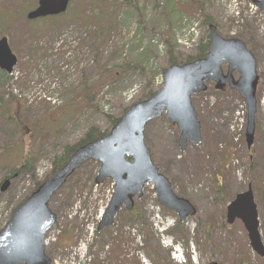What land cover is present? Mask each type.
<instances>
[{
    "label": "rangeland",
    "instance_id": "obj_1",
    "mask_svg": "<svg viewBox=\"0 0 264 264\" xmlns=\"http://www.w3.org/2000/svg\"><path fill=\"white\" fill-rule=\"evenodd\" d=\"M87 1L78 0L74 9L81 14ZM111 1L113 20L96 41L98 36L93 38L70 16L28 23L24 16L39 0H0L2 13L16 16L10 22L0 21V38H10L19 59L10 84L0 88V99L9 112L5 117L0 112V184L7 174L32 159L35 180L42 181L52 170L51 157L63 145L78 142L90 125L105 127V115L121 116L145 88L159 90L162 75L157 71L168 50L161 36L174 37L175 51L184 56L194 54L205 36L203 14L194 11L195 2L204 6L203 12L213 18L222 37H241L252 45L258 73L264 74V14L253 5L258 0L243 1L239 12L219 0H132L130 5L127 0ZM24 9V15L18 16V10ZM86 88L89 92L77 99ZM262 94L260 91L258 100ZM226 95L209 84L207 92L192 99L202 124L203 142L189 146L183 154L180 132L165 116L146 129L145 142L154 163L174 183L176 194L198 208L195 217L180 228L179 217L157 202L154 187L149 185L143 198L135 202L144 224L130 226L118 218L108 229L110 239L102 250V241L94 235L113 183L106 181L97 187L94 181L100 165L89 162L50 203L58 215L46 240V252L53 263L264 264V258L253 252L243 224H227L228 205L223 208L215 192L218 177L227 189L226 201L253 189L264 244V128L256 131L252 150L261 162L250 178L245 136L239 139L243 104ZM73 99L77 100L71 107ZM70 113L72 118L64 120ZM14 174L17 177L7 191H0V230L12 209L33 188L28 176ZM177 249L180 252H175Z\"/></svg>",
    "mask_w": 264,
    "mask_h": 264
},
{
    "label": "water",
    "instance_id": "obj_2",
    "mask_svg": "<svg viewBox=\"0 0 264 264\" xmlns=\"http://www.w3.org/2000/svg\"><path fill=\"white\" fill-rule=\"evenodd\" d=\"M74 1L40 0L27 19L37 21L63 15ZM255 4L264 13V0ZM209 36L210 47L205 59L167 68L163 72L161 90L149 100L133 105L106 137L80 147L56 175L14 211L0 231V264H52L46 254V237L57 225L58 216L50 209V203L68 180L89 162L100 164L95 180L97 186L108 180L115 184L98 225V234L111 228L123 209L133 211L136 200L143 197L149 185H153L158 203L178 215L180 223L185 224L197 215L196 207L176 195L169 179L153 163L145 132L151 122L165 114L171 125L180 131L182 154L189 145H201L202 127L192 98L214 84L216 90L230 89L243 99L247 111L246 145L248 150L253 147L260 81L257 59L242 40L223 38L215 26H210ZM17 63L8 38H1L0 69L11 74ZM9 184V180L4 182L2 193L7 191ZM236 221L244 225L253 252L264 258L258 207L251 188L237 195L227 208V223L233 225Z\"/></svg>",
    "mask_w": 264,
    "mask_h": 264
},
{
    "label": "trees",
    "instance_id": "obj_3",
    "mask_svg": "<svg viewBox=\"0 0 264 264\" xmlns=\"http://www.w3.org/2000/svg\"><path fill=\"white\" fill-rule=\"evenodd\" d=\"M78 1V0H77ZM76 1V2H77ZM76 2H74L72 4V6L70 7L71 10H74V12H69V11L63 15L60 16L58 18H53L54 20L56 19H66L65 17H73V18H77L79 20V22H81L83 28H85L89 34H91V36L94 38L96 37V41L99 40V38L105 33V27L107 26V24L111 23L113 20V11H114V4L112 3L111 0H88L87 4L83 10V12H81L80 14V10H75L74 6L76 5ZM132 3V0H127V4L130 5ZM174 3V1H173ZM194 11H198L200 13L203 14V22H202V26L205 28L206 33L205 36L203 37V39L200 40V42L198 43V45L195 47L194 50V54L192 55H179L177 54L178 52L175 51V45L176 44V39L171 38V36L165 38L164 36H161L162 40H163V44L164 46L166 45L168 47L167 50V56L166 59L164 61V65L161 66L157 73L162 75L163 71L172 66V65H183L186 63H191L194 62L196 60L199 59H204L207 57L208 55V51H209V47H210V36H209V27L210 26H215L217 28V25L215 23V21L213 20V18L209 15H206V13L203 12L204 6L201 5L198 2L194 3ZM136 9H138L137 7H135ZM113 9V10H112ZM26 10L24 9L23 12L21 10H18V16H23ZM2 13V11L0 10V21L2 23L5 22H10V19L14 18V20L16 19V16H10L11 14L8 13L7 15ZM26 15V14H25ZM26 17V16H24ZM30 23V22H28ZM181 30V29H180ZM219 33V32H218ZM93 38H89V39H93ZM239 39H241L242 41H244L247 45V47L250 49V51H252L254 53V55L257 58V54L254 52V49L252 47V45H250L247 41H245L243 38L238 37ZM10 39V38H9ZM147 54V53H145ZM146 69H144L143 71H145ZM260 90L264 89V74L260 75ZM11 82V76L7 75L4 72L0 71V88L1 89H5V87H7ZM89 89L86 88L84 89V91L81 93V95L77 98L80 99L83 94L88 93ZM157 92V90H152L149 87L144 89V92L142 93V95L140 96V98L133 102V104L145 101L147 99H150L155 93ZM220 95H226L225 97L231 96L232 99H239V101L241 102L240 98L238 97V95L230 90L226 91V92H218ZM231 94V95H228ZM77 99H73L72 100V106L75 104ZM88 102H92L90 99L88 100ZM5 104L2 102V100L0 99V112L3 113L2 116L5 117L6 114H8L9 112L7 111V109H5ZM130 107L126 108V110L121 114V116L118 117H114L112 115H105V121L104 123L106 124L105 127L103 126H98V125H90L89 127H87L86 131L84 132L83 136L81 137V139L78 142H75L73 144H65L61 147V150L58 153H54V157L50 159L51 165H52V170L50 172V174L43 179L42 181L38 182L37 180H35V159H32V161L28 160L25 164H23L19 169L15 170L14 173H18V174H24L26 176H28L30 179H32L33 181V188L31 192H34L35 190H37L46 180H48L50 177L54 176L55 174H57L69 161V159L71 158V156L82 146L103 139L104 137H106L110 131L112 130V128L114 126H116V124L118 123V121L120 120V118L127 112V110ZM71 117V113L64 118V120L68 119L70 120ZM264 124L260 121H258L257 123V130ZM247 158L249 160L250 163V178H252L253 174L255 171H257L259 163L261 162V157L257 158L256 157V152L255 150L249 151ZM254 158V161H253ZM13 172L7 174V178H10L12 176H14ZM163 173V172H162ZM165 175V174H164ZM220 175H224L223 172H220ZM172 182V181H171ZM172 184L174 185V183L172 182ZM214 186H215V192L217 194V198H218V202H220L223 205V208H226L227 205H229V203L234 199H230L229 201H226V196H227V189L224 185V183L221 181V177H218L216 179V181L214 182ZM30 192V193H31ZM29 193V194H30ZM29 194L21 201L20 204H22L29 196ZM184 197L185 196H181ZM256 197V196H255ZM187 199V198H186ZM189 200V199H188ZM191 202V200H189ZM192 203V202H191ZM19 204V205H20ZM18 205V206H19ZM17 206V207H18ZM16 209V207L14 209H12L10 216L12 215V213L14 212V210ZM118 218H123L125 220V224L126 225H136V224H144V220H143V216L140 212V210L138 209V206L136 204V207L134 209V211L132 212H126L123 211L122 214H119ZM116 219V220H117ZM264 224V221H263ZM184 225H179V227H183ZM226 227H228L227 225H225ZM109 231L106 230L103 234L101 235H95L94 239H99L100 241H102V250L104 249V245L105 242L108 241L110 238L108 237V233ZM149 240H146V242H148ZM108 244V243H107ZM106 244V245H107ZM93 244H91L90 246H92ZM91 256V252L90 255ZM240 264H246L244 262H241Z\"/></svg>",
    "mask_w": 264,
    "mask_h": 264
},
{
    "label": "built area",
    "instance_id": "obj_4",
    "mask_svg": "<svg viewBox=\"0 0 264 264\" xmlns=\"http://www.w3.org/2000/svg\"><path fill=\"white\" fill-rule=\"evenodd\" d=\"M224 2L228 3L230 7H233L234 9H238L240 4L237 2V0H223Z\"/></svg>",
    "mask_w": 264,
    "mask_h": 264
}]
</instances>
